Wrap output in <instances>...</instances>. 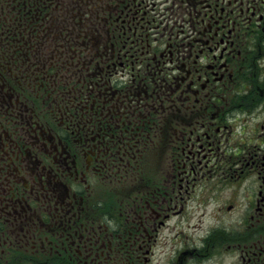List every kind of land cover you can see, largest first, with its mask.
<instances>
[{"label": "flooded vegetation", "instance_id": "flooded-vegetation-1", "mask_svg": "<svg viewBox=\"0 0 264 264\" xmlns=\"http://www.w3.org/2000/svg\"><path fill=\"white\" fill-rule=\"evenodd\" d=\"M0 264H264V0H0Z\"/></svg>", "mask_w": 264, "mask_h": 264}]
</instances>
